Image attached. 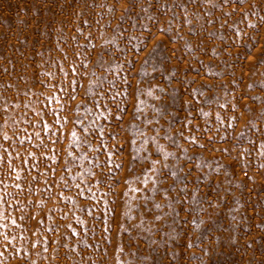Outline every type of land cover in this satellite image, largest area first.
Segmentation results:
<instances>
[{
	"label": "rangeland",
	"instance_id": "1",
	"mask_svg": "<svg viewBox=\"0 0 264 264\" xmlns=\"http://www.w3.org/2000/svg\"><path fill=\"white\" fill-rule=\"evenodd\" d=\"M0 264H264V0H0Z\"/></svg>",
	"mask_w": 264,
	"mask_h": 264
}]
</instances>
